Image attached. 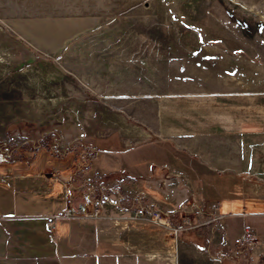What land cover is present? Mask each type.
<instances>
[{"label":"rangeland","instance_id":"obj_1","mask_svg":"<svg viewBox=\"0 0 264 264\" xmlns=\"http://www.w3.org/2000/svg\"><path fill=\"white\" fill-rule=\"evenodd\" d=\"M262 127L264 0H0V176L11 177L0 179V198L17 228L0 238V264L75 262L55 253L50 234L22 237L21 224L57 216L63 203L18 183L58 186L56 172L113 186L97 197L131 200L138 192L124 173L89 177L118 169L126 147L147 145L171 168L187 148L189 164L209 172L234 140L240 153L245 129ZM93 151L89 168L77 165ZM157 176L145 186L164 193L183 175L165 167ZM70 220L47 229L59 234Z\"/></svg>","mask_w":264,"mask_h":264},{"label":"crops","instance_id":"obj_2","mask_svg":"<svg viewBox=\"0 0 264 264\" xmlns=\"http://www.w3.org/2000/svg\"><path fill=\"white\" fill-rule=\"evenodd\" d=\"M235 143L234 140L223 156L214 157L209 163L214 168L210 167L212 171L209 172L189 164L191 153L187 148V154L181 157V168H171L159 162L147 145L126 147L119 152L118 169L94 172L89 177L116 171L124 173L132 178L137 195L130 200L120 193L122 186L117 185L119 192L113 197L116 203H102L104 196L97 197L95 189L106 190L113 186L105 183L95 186L92 180L84 182L82 179L73 183L72 175L66 181L72 182L75 209L92 212L98 207L97 215L71 218L61 224L59 234L47 229V219L53 212L31 216L21 224L22 237L30 239L37 235L45 239L50 234L54 238L55 253L72 257L75 260L72 264H257L264 256V127L244 130L240 153ZM68 151L70 148L56 153ZM96 153H89L90 159H76L77 165L83 167L87 164L86 168H89L91 157L95 158ZM178 160L174 154L169 162L173 165ZM165 167L167 172L183 176L171 183L169 192L148 190L146 181L158 179V172ZM86 168L77 170L78 174L83 175ZM193 173L197 174L199 184L192 183L190 175ZM210 173H213L212 177H209ZM5 177L9 176H0V179ZM41 180L45 182V179ZM18 184L23 189H43L52 196H60L63 209L64 188L60 183L55 186L46 182L39 187L34 185L36 182L28 180ZM205 190H210L216 197L209 198L210 194L206 196ZM0 199H3L0 201V238L8 239L17 228L8 222L11 217L5 216L6 210L1 208L7 199ZM141 205L160 208L166 212L167 222L177 226L181 225L180 212L188 211L189 218L199 225L180 230L176 237L169 236L146 219L130 218L132 210ZM212 205L216 208L213 209ZM212 214H219L220 218L210 220ZM235 220L242 223L240 228L235 226ZM244 228L257 234L259 242L235 243Z\"/></svg>","mask_w":264,"mask_h":264},{"label":"built area","instance_id":"obj_3","mask_svg":"<svg viewBox=\"0 0 264 264\" xmlns=\"http://www.w3.org/2000/svg\"><path fill=\"white\" fill-rule=\"evenodd\" d=\"M38 176L43 177L45 174H39ZM55 176V177H54ZM11 178V177H9ZM55 181H60L61 185L64 188V207L62 209V212L59 213L57 216L51 215L47 219V226L51 229H54V221L56 217H64V218H77L81 216H96L97 215V209L98 207L92 211V212H80L77 211L74 207L73 198L71 196V192H69L70 184L66 181H61V179L57 176L56 172H52L51 178ZM67 190V192H65ZM102 203H108L110 205H114L116 202L113 198L110 196L103 197ZM130 218L136 219V218H143L147 221H150V223L159 226L160 231L163 233H167L169 236L176 237L177 233L180 230L193 228L197 225H199L198 222L195 220L189 218L188 211L180 212V219H181V225H171L167 222V214L160 208L154 207L152 205H141L136 207L132 210L130 213ZM220 218L219 214H212L210 220H216ZM259 237L255 233H251L248 229L244 228L243 232L240 234L239 237L235 239V243L237 244H256L259 242Z\"/></svg>","mask_w":264,"mask_h":264},{"label":"trees","instance_id":"obj_4","mask_svg":"<svg viewBox=\"0 0 264 264\" xmlns=\"http://www.w3.org/2000/svg\"><path fill=\"white\" fill-rule=\"evenodd\" d=\"M70 149H73L72 147H70ZM4 160H11V158L9 157H5ZM257 264H264V256H262L259 260V262Z\"/></svg>","mask_w":264,"mask_h":264}]
</instances>
